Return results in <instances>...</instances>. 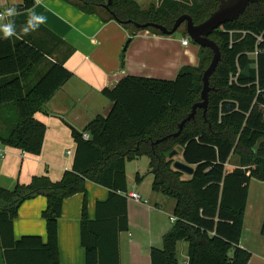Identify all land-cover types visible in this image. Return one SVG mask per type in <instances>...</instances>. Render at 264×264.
<instances>
[{"label": "trees", "instance_id": "trees-1", "mask_svg": "<svg viewBox=\"0 0 264 264\" xmlns=\"http://www.w3.org/2000/svg\"><path fill=\"white\" fill-rule=\"evenodd\" d=\"M64 1L86 15L116 21L131 35L140 30L127 21L169 30L176 19L187 15L199 25L219 5L218 0H150L142 9L133 0H111L108 8L107 0ZM35 2L22 0L21 5L11 6L22 14L15 17L18 31L29 17L23 14L30 13ZM144 31L161 35L154 29ZM209 39L219 48L221 59L209 80L207 110L203 116L197 109L178 137L154 144L175 134L192 105L201 101L202 74L212 57L209 49L200 48L199 66L183 67L174 80L125 77L104 88L101 95L111 103L110 112L95 117L80 134L73 133L72 168L60 180L35 177L12 190L0 186L3 264H58L57 224L63 202L85 194L87 182L105 188L108 197L95 204L92 220L83 203L84 262L120 264L119 236L128 231L125 166L141 157L148 160L152 191L174 202L175 221L162 238V249H151V264H178L181 242L187 244V264H247L250 254L240 242L249 184L252 179L264 182V0L249 5L237 21L222 25ZM61 42L41 26L18 39H0V144L4 147L33 157L41 154L46 126L34 114L71 78L53 59ZM6 124L9 128L3 130ZM85 133L88 140L82 139ZM172 151L176 155L169 158ZM178 155L193 170L186 179L173 168ZM229 163L234 165L231 170L225 168ZM38 196L47 202L42 213L46 243L37 236L15 240L13 221L19 207ZM261 234L264 237V219Z\"/></svg>", "mask_w": 264, "mask_h": 264}, {"label": "crops", "instance_id": "crops-1", "mask_svg": "<svg viewBox=\"0 0 264 264\" xmlns=\"http://www.w3.org/2000/svg\"><path fill=\"white\" fill-rule=\"evenodd\" d=\"M21 3L22 0H0V12ZM150 3L148 0L147 7ZM33 11L46 17V22L40 26L49 32L51 38L57 37L62 41L58 43L53 59L63 64L71 78L44 104L41 112L34 114V118L46 126L41 154L33 157L6 148L5 157L0 158V186L7 190L16 185H27L35 177L58 181L63 173L71 171L76 147L73 133L83 132L95 117H106L110 112L111 103L101 95L104 88L113 87L125 77L171 81L183 67H198L200 63V47L190 40L187 46L182 45L183 39H188L182 28L179 29L181 38L157 35L151 31L131 35L116 21L96 14L86 15L64 0H36L30 13L23 15L30 16ZM19 16L22 14L16 17ZM9 125L2 126V129L8 130ZM67 151L72 152L67 155ZM126 168L127 165L125 176ZM137 177L140 178L139 173L135 179ZM128 193L138 194L137 191ZM107 197L105 188L87 182L85 194H75L64 200L57 224L58 264H85L84 251L80 246L83 203L86 202L87 216L92 220L95 204ZM128 200V231L124 232L127 240L124 243L119 236L118 242L120 264H151L150 251L152 248L162 249L157 247V243L167 232L165 216L173 212L174 205L166 212L162 207L166 201L161 199L159 204L152 206L146 200ZM46 205V199L38 196L19 207L13 221L15 240L37 236L46 243L42 218ZM178 249L179 243L177 257ZM186 249L187 246L181 248V255H186ZM187 261L185 256L182 264H187ZM0 264H3L1 250Z\"/></svg>", "mask_w": 264, "mask_h": 264}, {"label": "rangeland", "instance_id": "rangeland-1", "mask_svg": "<svg viewBox=\"0 0 264 264\" xmlns=\"http://www.w3.org/2000/svg\"><path fill=\"white\" fill-rule=\"evenodd\" d=\"M147 1L139 0L138 5L141 8L145 9L147 7ZM173 36L175 38H181V32H179L178 30ZM4 121L8 122V120L5 119ZM147 161L148 160L145 157H141L131 162H127L126 182H127L128 192L137 191V193L142 198L141 200H146V202L151 206L155 203L159 204L158 203L160 201L159 199H161V201L162 200L166 201L165 207L164 206L162 207L165 208L167 212L168 210H170V208L173 207L174 202L152 191L153 178L151 175H148L147 173L148 172ZM174 161H182L180 155L175 157ZM231 163H229V165ZM233 166L230 165L227 168V170H231ZM248 167H253V166L248 165L247 168ZM137 173H139L140 176L138 180L135 179ZM182 178L186 179L187 175H184ZM171 215L172 213L168 212L167 215L165 216V224L167 226V232L171 228V222L169 220V217ZM263 219H264V182H260L252 179L249 184V195H248L246 210L244 213V223H243L241 242H240V247L242 245L243 247L241 248L245 249L250 254V258L247 264H264V237L261 234ZM131 233L133 234V231H131ZM163 236L160 238L159 240L160 242L157 243V247L159 248L163 247V243H162ZM126 240H127V233H122L120 235V241L125 243ZM186 246L187 244L185 242L179 243L180 249H178V261H179L178 264H182V260L186 256L184 254L181 255V248L185 249Z\"/></svg>", "mask_w": 264, "mask_h": 264}, {"label": "water", "instance_id": "water-1", "mask_svg": "<svg viewBox=\"0 0 264 264\" xmlns=\"http://www.w3.org/2000/svg\"><path fill=\"white\" fill-rule=\"evenodd\" d=\"M133 1H138V0H133ZM218 1H219V5L217 9L213 13H211L210 16L203 23L199 25H194L191 18L187 15H183L178 19H176L174 25L169 30L162 26L151 23L138 24L130 21L125 22V24H131L137 30L144 31L146 29H154L160 32L162 36H167V37L173 36L183 25L185 29V35L194 45H197L202 49H209L212 53L211 60L202 74V89L200 92L201 101L192 105L190 113L178 125V131L175 134L157 140L154 142V144H159L160 142L166 140L167 138L178 137L182 132L184 125L195 117L197 109L202 110L203 116H205L208 106V93L211 90V88L209 87V80L211 76L215 73L221 59V53L219 48L214 42H212L209 39V36L222 25L237 21L244 14L246 8L249 5L258 2V0H218ZM109 5H111V0H107V5L105 7L108 8ZM246 74L248 76L249 67L246 68ZM77 133L80 134V132L78 131ZM175 155H176V151H172L169 154V158H172ZM173 168L186 175H191L193 171L191 167L187 166L182 161H175L173 164Z\"/></svg>", "mask_w": 264, "mask_h": 264}, {"label": "clouds", "instance_id": "clouds-1", "mask_svg": "<svg viewBox=\"0 0 264 264\" xmlns=\"http://www.w3.org/2000/svg\"><path fill=\"white\" fill-rule=\"evenodd\" d=\"M17 14V9L11 6L0 12V39H18L20 38L21 33L27 35L30 32L37 30L40 25L46 22V17L33 11L32 14L28 17L26 24L20 31H18L15 20Z\"/></svg>", "mask_w": 264, "mask_h": 264}, {"label": "built area", "instance_id": "built-area-1", "mask_svg": "<svg viewBox=\"0 0 264 264\" xmlns=\"http://www.w3.org/2000/svg\"><path fill=\"white\" fill-rule=\"evenodd\" d=\"M243 35H245V33H243ZM257 41H259V38H257ZM189 42H190L189 39H183L182 45L183 46H187L189 44ZM256 54H257L256 51L252 53L253 56H256ZM88 138H89V136L87 134H83L82 135V139L83 140H88ZM6 152H7L6 147H4L3 145L0 144V158L1 159H3L5 157ZM69 154H71V152L67 151V155H69ZM229 166H230L229 164H225V168H228ZM125 196L128 199H132V200H135V201H138V202L141 201L140 196L138 194H136V193H128ZM169 220H170V222L172 224V223H174L175 218L174 217H170Z\"/></svg>", "mask_w": 264, "mask_h": 264}, {"label": "flooded vegetation", "instance_id": "flooded-vegetation-1", "mask_svg": "<svg viewBox=\"0 0 264 264\" xmlns=\"http://www.w3.org/2000/svg\"><path fill=\"white\" fill-rule=\"evenodd\" d=\"M183 26V25H182Z\"/></svg>", "mask_w": 264, "mask_h": 264}]
</instances>
